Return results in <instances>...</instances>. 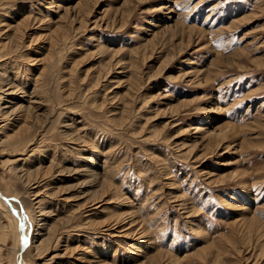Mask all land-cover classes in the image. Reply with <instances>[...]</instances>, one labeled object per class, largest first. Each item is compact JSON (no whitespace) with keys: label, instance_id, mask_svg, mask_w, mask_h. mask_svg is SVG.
I'll use <instances>...</instances> for the list:
<instances>
[{"label":"rangeland","instance_id":"obj_1","mask_svg":"<svg viewBox=\"0 0 264 264\" xmlns=\"http://www.w3.org/2000/svg\"><path fill=\"white\" fill-rule=\"evenodd\" d=\"M0 264H264V0H0Z\"/></svg>","mask_w":264,"mask_h":264},{"label":"bare ground","instance_id":"obj_2","mask_svg":"<svg viewBox=\"0 0 264 264\" xmlns=\"http://www.w3.org/2000/svg\"><path fill=\"white\" fill-rule=\"evenodd\" d=\"M63 35V34H62ZM9 89V88H8ZM13 93V92H12ZM12 110V109H11ZM9 111V110H8ZM1 112H3V111H1ZM11 114V113H10ZM4 115V114H3ZM25 126V125H24ZM5 128V127H4ZM23 128H25V127H23ZM222 129V128H221ZM223 130V129H222ZM24 132V131H23ZM222 134V131H221V133H219V134H216V136L218 137V136H220ZM22 136V135H21ZM45 194V193H44ZM96 198V197H95ZM88 199V198H87ZM86 199V200H87ZM94 199V198H93ZM90 201V200H89ZM96 202H98L97 200H95V201H93V204H96ZM128 204V203H127ZM124 206V205H123ZM126 219V218H125ZM127 221V220H126ZM125 221V222H126ZM119 222H120V220H119ZM125 222H123V225H124V223ZM118 222H116V224H117ZM121 223V222H120ZM128 228V227H127ZM126 230V229H125ZM128 231V230H127ZM124 234L126 235V233L124 232ZM130 234V233H129ZM140 234V233H139Z\"/></svg>","mask_w":264,"mask_h":264},{"label":"water","instance_id":"obj_3","mask_svg":"<svg viewBox=\"0 0 264 264\" xmlns=\"http://www.w3.org/2000/svg\"><path fill=\"white\" fill-rule=\"evenodd\" d=\"M3 197V196H2ZM4 198V197H3ZM24 236V241H25V243H24V245H23V247L26 245V242H27V237L25 236V235H23ZM22 247V248H23Z\"/></svg>","mask_w":264,"mask_h":264}]
</instances>
